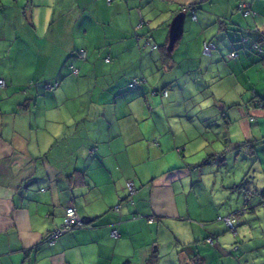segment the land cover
<instances>
[{"label":"crops","instance_id":"obj_1","mask_svg":"<svg viewBox=\"0 0 264 264\" xmlns=\"http://www.w3.org/2000/svg\"><path fill=\"white\" fill-rule=\"evenodd\" d=\"M246 29L264 36V0H0V264H264ZM68 206L84 225L49 244Z\"/></svg>","mask_w":264,"mask_h":264},{"label":"built area","instance_id":"obj_2","mask_svg":"<svg viewBox=\"0 0 264 264\" xmlns=\"http://www.w3.org/2000/svg\"><path fill=\"white\" fill-rule=\"evenodd\" d=\"M188 6L185 5L181 8V10H185ZM238 9L241 11V13L243 15H254V12L250 9L249 4L247 2H241L238 6ZM247 38H243V42H246ZM155 47V46H153ZM212 44L208 43V42H204L203 43V52L204 53H209L210 49L212 48ZM255 52L261 54L264 57V41L261 44H254L251 47ZM230 58L235 57V53H230L228 55ZM77 57L81 60H85L86 59V52L83 49L78 50L77 52ZM74 74H77L78 70L77 69H73L72 70ZM141 82V80L138 79H133L131 80L129 87H135L136 85H138ZM58 80L57 79H52V80H47L44 82V87L48 90H52L54 88H56L58 86ZM6 83L3 79H0V88L5 87ZM178 153L181 152V150L178 148L177 149ZM126 186L129 190V194L133 195L135 193V185L132 181H127ZM264 206V203H263ZM115 209L119 208V204H117L115 207ZM224 221L226 222V224L228 226L232 225V221L230 218L225 217L223 218ZM84 225V221L78 216V214L76 213L74 207L72 206H68L65 210V216L63 219V222L56 227L55 229L51 230L45 237V241L48 242L49 244L54 243L62 234H64L65 232L71 230L72 228H76V227H81ZM112 235L113 236H117V232L116 231H112ZM207 242H209L210 244L214 243V238L213 237H208L207 238Z\"/></svg>","mask_w":264,"mask_h":264},{"label":"water","instance_id":"obj_3","mask_svg":"<svg viewBox=\"0 0 264 264\" xmlns=\"http://www.w3.org/2000/svg\"><path fill=\"white\" fill-rule=\"evenodd\" d=\"M186 13L185 11H179L171 20L168 35L167 49L170 51L173 48L174 43L180 38L183 31V24ZM83 220V219H82Z\"/></svg>","mask_w":264,"mask_h":264},{"label":"trees","instance_id":"obj_4","mask_svg":"<svg viewBox=\"0 0 264 264\" xmlns=\"http://www.w3.org/2000/svg\"><path fill=\"white\" fill-rule=\"evenodd\" d=\"M251 32H252V30H250V29H246V33L243 35V36H241V38H240V43L244 46V47H247L249 50H251V51H254L251 47L254 45V44H261L263 41H264V36H262V35H258L257 34V38L255 39V40H253V41H251ZM257 32V31H256ZM243 38H247V41L246 42H243ZM78 52V51H77ZM255 52V51H254ZM230 53H234V52H230ZM229 53V54H230ZM228 54V55H229ZM86 59H87V55H86ZM85 59V60H86ZM74 69H76V68H74ZM58 83H59V80H58ZM59 85V84H58ZM156 261V259H154V258H152L151 260H150V264H154V262ZM195 264H197V263H195Z\"/></svg>","mask_w":264,"mask_h":264},{"label":"rangeland","instance_id":"obj_5","mask_svg":"<svg viewBox=\"0 0 264 264\" xmlns=\"http://www.w3.org/2000/svg\"><path fill=\"white\" fill-rule=\"evenodd\" d=\"M31 84H32V82H31Z\"/></svg>","mask_w":264,"mask_h":264}]
</instances>
